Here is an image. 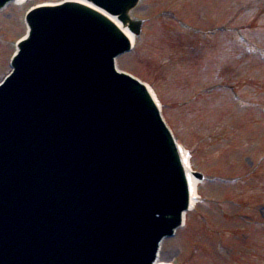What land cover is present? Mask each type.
Here are the masks:
<instances>
[{
	"label": "rangeland",
	"instance_id": "obj_1",
	"mask_svg": "<svg viewBox=\"0 0 264 264\" xmlns=\"http://www.w3.org/2000/svg\"><path fill=\"white\" fill-rule=\"evenodd\" d=\"M44 2L30 0L0 13V81L9 71L12 41L24 32L25 13ZM261 11L264 15V0H141L131 13L145 24L143 43L137 44L135 54L119 59V68L153 88L188 155L191 171L203 174L207 183L197 189L199 199L206 203L188 215L186 229L163 243L161 261L178 264L192 255L188 264H264V63L256 55L244 53L238 35L218 30L245 28ZM261 20L264 25V16ZM177 21L187 31L192 28L195 36L183 34ZM245 35L264 48V27ZM212 40L214 47H209ZM233 41L245 56L234 50ZM217 50L225 52L220 59ZM234 61L237 63L230 65ZM223 69L237 78L238 85L244 82V74L254 79L255 84L246 85L254 92L240 90L242 105L233 106L229 93L219 91ZM207 88L213 92L203 93ZM195 97L196 101L185 104ZM235 203L242 208L238 210ZM233 212L250 216L244 217L251 221L245 220L248 227L242 216L223 214ZM197 214L207 218L205 226L196 221ZM190 224L196 228L191 229ZM229 230L236 231L235 237ZM216 239L221 241L219 248ZM195 243L204 246L193 249Z\"/></svg>",
	"mask_w": 264,
	"mask_h": 264
},
{
	"label": "bare ground",
	"instance_id": "obj_2",
	"mask_svg": "<svg viewBox=\"0 0 264 264\" xmlns=\"http://www.w3.org/2000/svg\"><path fill=\"white\" fill-rule=\"evenodd\" d=\"M26 1H29V0H17L16 2H17V4H20L21 2H26ZM79 2L84 3L82 1H79ZM111 20L114 23H116V25L120 28V30H122L124 32V34L130 39L131 43H133L134 38H133L131 32L128 31L127 23L122 24V23L116 21V19H112V18H111ZM180 151H181V155L183 157V162L185 161L184 167L186 168V172L188 174V182H189V186H190V207L192 208V206L194 205L195 200L197 198V195L195 192L196 180L191 176V171L188 167V159L185 156L184 150L182 148H180Z\"/></svg>",
	"mask_w": 264,
	"mask_h": 264
},
{
	"label": "water",
	"instance_id": "obj_3",
	"mask_svg": "<svg viewBox=\"0 0 264 264\" xmlns=\"http://www.w3.org/2000/svg\"><path fill=\"white\" fill-rule=\"evenodd\" d=\"M132 1H134V0H132Z\"/></svg>",
	"mask_w": 264,
	"mask_h": 264
}]
</instances>
